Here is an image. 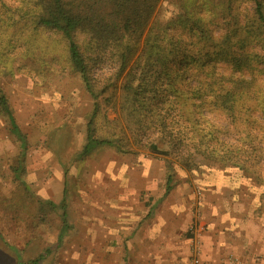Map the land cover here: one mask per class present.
<instances>
[{
    "label": "rangeland",
    "instance_id": "374dc122",
    "mask_svg": "<svg viewBox=\"0 0 264 264\" xmlns=\"http://www.w3.org/2000/svg\"><path fill=\"white\" fill-rule=\"evenodd\" d=\"M22 2L0 0V95H5L16 124L27 139V147L22 150L20 139L11 132L8 114L0 112V264H32L38 257V264H71L72 261L61 259L57 242L62 209L51 208L35 195V170L55 166L54 171L49 169V175L64 172L68 191L79 182L88 157L79 160L78 154L86 140L94 101L80 75L68 63L66 42L58 34L29 23ZM178 10V0H162L157 17L168 20ZM211 29L217 36L224 33L222 19ZM250 44L260 49L255 43ZM103 69H98V89L111 81L115 83L114 77L108 78L114 69L108 64ZM215 70L226 76L233 74L224 63L215 66ZM212 71L211 66L192 68L191 83L208 80ZM254 74L260 84L264 83V73ZM234 75L239 76L237 72ZM123 77L116 80L115 98L105 100L112 95L108 91L98 100L96 135L105 138L122 134L128 154L154 158L169 177L185 173L192 178L201 170L229 168L255 191H264V112L260 108H251L250 116L241 114L247 122L242 118L243 122L233 124L227 114L206 107L199 116L204 127L210 123L213 132L206 143L192 140L189 130L181 129L174 135L159 128L158 133L150 134V139L158 144V150L152 151L146 138L149 131L142 134L135 126L131 131L121 113L119 87ZM174 117L171 112L169 121ZM226 145L240 146L245 151L238 155L240 164L246 166L241 168V174L232 162H224V150L214 156L213 151Z\"/></svg>",
    "mask_w": 264,
    "mask_h": 264
},
{
    "label": "trees",
    "instance_id": "16d2710c",
    "mask_svg": "<svg viewBox=\"0 0 264 264\" xmlns=\"http://www.w3.org/2000/svg\"><path fill=\"white\" fill-rule=\"evenodd\" d=\"M161 2L23 0L22 10L29 23L58 34L66 42L68 63L80 75L93 98L79 160L99 149L113 148L117 153H129L122 134L105 138L96 135L98 100L108 91L112 95L105 100L115 98L116 80L123 76L119 87L121 113L131 131L132 126L141 129L142 134L149 131L146 138L152 151L158 150V144L150 139V134L158 133L159 128L174 135L181 129L189 130L192 140L206 143L213 134L210 123L204 127L199 119L206 107L227 114L233 124L246 121L241 114L250 116L251 108L264 112V83L260 84L254 74L255 71L264 73V0H178V13L168 20L157 17ZM217 19H222L225 29L219 36L211 29ZM220 63L230 66L233 74L217 73L215 66ZM107 64L114 69V75L108 78L114 77L115 83L111 81L108 83L111 87L107 84L98 89L95 83L98 69L104 70ZM205 66L214 69L209 79L193 85L189 71ZM236 72L239 76L234 75ZM0 112L8 114L11 132L20 139L25 150L26 136L17 126L3 94L0 95ZM171 112L175 117L169 121ZM245 138H249V133ZM241 148L226 145L213 154L220 155L219 150H224V162H232L234 167L244 170L246 166L238 160V155L245 152ZM242 169L240 174L244 172ZM48 204L54 206L51 202ZM60 207L65 210V199ZM62 222L64 226L65 211ZM40 260L38 257L32 264Z\"/></svg>",
    "mask_w": 264,
    "mask_h": 264
},
{
    "label": "crops",
    "instance_id": "0c3cea01",
    "mask_svg": "<svg viewBox=\"0 0 264 264\" xmlns=\"http://www.w3.org/2000/svg\"><path fill=\"white\" fill-rule=\"evenodd\" d=\"M53 168L35 170L34 192L66 200L57 242L71 264H264V191L230 170L168 178L152 157L99 149L68 191Z\"/></svg>",
    "mask_w": 264,
    "mask_h": 264
}]
</instances>
